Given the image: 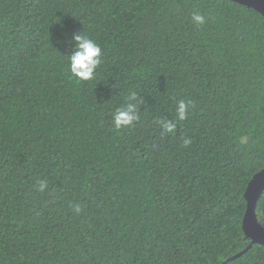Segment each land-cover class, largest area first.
Returning a JSON list of instances; mask_svg holds the SVG:
<instances>
[{
	"label": "trees",
	"instance_id": "1",
	"mask_svg": "<svg viewBox=\"0 0 264 264\" xmlns=\"http://www.w3.org/2000/svg\"><path fill=\"white\" fill-rule=\"evenodd\" d=\"M193 11L207 24L194 25ZM83 29L103 62L96 79L77 82L67 55ZM130 91L140 119L116 129L111 115ZM182 98L191 114L164 135L158 120L173 118ZM262 169L256 9L232 0H0V264H264L258 243L230 259L251 242L245 193ZM256 211L264 225V192Z\"/></svg>",
	"mask_w": 264,
	"mask_h": 264
},
{
	"label": "clouds",
	"instance_id": "2",
	"mask_svg": "<svg viewBox=\"0 0 264 264\" xmlns=\"http://www.w3.org/2000/svg\"><path fill=\"white\" fill-rule=\"evenodd\" d=\"M191 22L196 26H204L208 22L206 14L200 11H193ZM74 49L71 54L67 55L68 71L72 78L77 82H86L96 79L98 69L102 65L103 50L100 44L92 36L87 34L84 29L76 31L72 37ZM124 103L116 107L111 115V120L116 129L130 127L140 119L139 105L142 103L135 92H128L124 97ZM194 107L193 101L182 98L176 101L174 117L171 119L160 118L158 126L164 135H175L179 125L187 120ZM241 136V142H244ZM182 146L187 147L191 144V139L187 135H181ZM35 189L44 193L48 189L47 179H40L34 186ZM76 213H80L82 208L77 204L74 208Z\"/></svg>",
	"mask_w": 264,
	"mask_h": 264
},
{
	"label": "water",
	"instance_id": "3",
	"mask_svg": "<svg viewBox=\"0 0 264 264\" xmlns=\"http://www.w3.org/2000/svg\"><path fill=\"white\" fill-rule=\"evenodd\" d=\"M240 4L252 7L264 15V0H232ZM264 192V169L257 172L250 180L246 189V199H247V210L243 219V229L245 231L246 237L251 239L249 245L241 252L231 257L230 259H235L247 250H249L255 243L264 244V225L259 221L256 207L257 203ZM221 264H227L224 261Z\"/></svg>",
	"mask_w": 264,
	"mask_h": 264
}]
</instances>
